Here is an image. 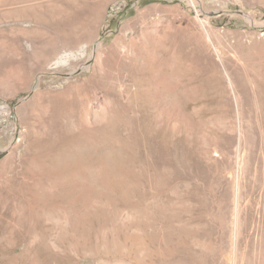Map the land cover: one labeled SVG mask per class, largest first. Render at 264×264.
<instances>
[{
    "label": "rangeland",
    "instance_id": "rangeland-1",
    "mask_svg": "<svg viewBox=\"0 0 264 264\" xmlns=\"http://www.w3.org/2000/svg\"><path fill=\"white\" fill-rule=\"evenodd\" d=\"M0 150V264H264V0H0Z\"/></svg>",
    "mask_w": 264,
    "mask_h": 264
},
{
    "label": "water",
    "instance_id": "water-1",
    "mask_svg": "<svg viewBox=\"0 0 264 264\" xmlns=\"http://www.w3.org/2000/svg\"><path fill=\"white\" fill-rule=\"evenodd\" d=\"M238 12L242 13V14L245 15V16L247 15V14L244 13L243 11H240V10H239ZM97 46H98V43L95 44V49L97 48ZM2 151H3V150H0V152H2Z\"/></svg>",
    "mask_w": 264,
    "mask_h": 264
}]
</instances>
